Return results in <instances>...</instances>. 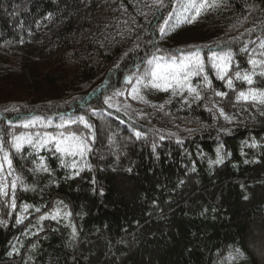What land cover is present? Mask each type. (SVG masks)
<instances>
[{
    "label": "trees",
    "instance_id": "trees-1",
    "mask_svg": "<svg viewBox=\"0 0 264 264\" xmlns=\"http://www.w3.org/2000/svg\"><path fill=\"white\" fill-rule=\"evenodd\" d=\"M187 5L0 0V141L23 179L14 210L0 197V264H227L236 248L243 256L232 264H264V106L236 103L250 86L235 78L252 74L251 87L264 89V66L248 63L264 61V0H225L191 24ZM197 49L211 81L192 78L199 101L137 84L154 54ZM212 52L231 53L234 90L217 78ZM33 118L51 121L48 132L66 123L84 134L91 151L74 158L77 169L61 167L51 146L11 149ZM217 149L223 162L210 164ZM38 158L48 173L32 171Z\"/></svg>",
    "mask_w": 264,
    "mask_h": 264
},
{
    "label": "snow or ice",
    "instance_id": "snow-or-ice-1",
    "mask_svg": "<svg viewBox=\"0 0 264 264\" xmlns=\"http://www.w3.org/2000/svg\"><path fill=\"white\" fill-rule=\"evenodd\" d=\"M158 5H162L163 0H155ZM225 0H188V5L186 7V12L192 13L190 16L185 17V21L189 24L193 23L198 17L205 14L208 11L215 10L223 6ZM168 20L164 21V25H161L159 28L160 33L163 35L166 31V25ZM160 49H157L159 52ZM264 55V53H261ZM232 59L230 52L223 54H218L212 52L209 60L212 61V67L217 70V78L220 80L226 81V87L230 90L233 88V80L227 78L229 65ZM218 61V62H217ZM147 67L142 73L141 77H137V84H143L145 88H149L158 92L170 93L172 97L184 96V93L187 92L188 96L194 101H199L201 99L200 85L194 86L192 83L193 77L202 76L203 79V88H210L211 81H209L207 75H203L205 71L204 61L201 58L200 51L193 50L190 52H182L181 55H176L170 53L167 55L157 56L153 55L151 59L146 60ZM248 63L253 66V68L258 66H264V61L257 60L250 57ZM264 75V73H261ZM235 78L237 80L245 81L250 87L244 91H239L236 95V103L244 102L252 105L264 106V89H256L251 87L253 84L252 74L239 72L235 73ZM127 82H131L130 79H127ZM120 95V93H117ZM130 95L133 99H139L144 103H149L145 98L140 95V89L138 87H133ZM215 96L225 97L227 93L221 91H215ZM108 103V100L105 101ZM184 103H189L187 98L184 99ZM111 107V105H109ZM153 107H156L153 105ZM163 105H160L159 108L162 111ZM214 108L217 106L214 104ZM119 111V109H117ZM220 115L224 117L225 120H230V118L224 113L223 109L217 108ZM264 114V112H262ZM79 122L83 124L85 129L91 131V125L84 119L83 116L79 117ZM37 123H40L41 131H35ZM71 123H76L72 121ZM19 127H22L26 130L33 129V131H24L19 134H12L11 139L7 142L11 149L19 153L22 151L25 145L31 147L35 152H39L41 148L51 146L54 149V152L58 155L60 159L61 167H71L72 169H77L78 163L74 159L79 156L81 158L85 157L87 152L91 151L86 138L82 132L77 130H72L66 123H60L55 125V132H48L46 129L52 127V122L39 121L38 118H33L23 122ZM137 137L140 136V133H136ZM91 137H89L90 139ZM252 147H256V144L253 143ZM0 197L10 198L11 208L14 210L16 208L15 203V193L18 187L23 186V179L19 175L14 174L13 161L9 154V151L5 150L4 143L0 141ZM66 157H72L71 163L66 161ZM39 159V162L36 163V166L32 171L34 172H45L48 173L50 170L45 164L43 159ZM223 159L220 155V149H217V159L215 161H210V164L222 163ZM247 162V161H246ZM86 163V161H85ZM5 168L7 172L5 173ZM82 170V167H81ZM78 175L79 172H76ZM9 177L11 179L9 180ZM26 190V189H25ZM247 198V197H245ZM62 203V202H59ZM29 206L25 205L24 209L27 210ZM39 211V209H37ZM71 213L63 212L65 218L69 217ZM61 216V209L56 208L50 215L51 219H57ZM48 216H41L40 219H48ZM20 219H17V223H20ZM0 223H4L0 221ZM76 232L73 228L72 237L75 238ZM243 253L239 248H236L234 251L229 252V254L224 258L227 261V264H232L234 260L238 257H242Z\"/></svg>",
    "mask_w": 264,
    "mask_h": 264
}]
</instances>
